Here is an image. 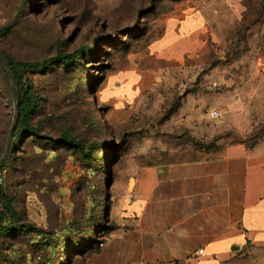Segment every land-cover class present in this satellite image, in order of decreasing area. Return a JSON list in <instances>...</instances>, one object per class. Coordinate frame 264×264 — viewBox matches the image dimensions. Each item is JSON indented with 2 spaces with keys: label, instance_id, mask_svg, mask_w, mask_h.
I'll return each mask as SVG.
<instances>
[{
  "label": "rangeland",
  "instance_id": "rangeland-1",
  "mask_svg": "<svg viewBox=\"0 0 264 264\" xmlns=\"http://www.w3.org/2000/svg\"><path fill=\"white\" fill-rule=\"evenodd\" d=\"M0 50L29 62L80 50L74 65L19 73L41 96L36 120L49 118L45 131L71 124L94 139L85 123L94 118L104 141L88 164L83 237L68 244L66 230L46 238L3 233L0 264H85V246L94 250L108 236L137 165L264 142V0H0ZM15 114L0 60V158ZM28 151L25 142L18 154ZM22 178L2 164L0 210ZM20 193L26 217L48 227L44 189L22 183Z\"/></svg>",
  "mask_w": 264,
  "mask_h": 264
},
{
  "label": "crops",
  "instance_id": "crops-1",
  "mask_svg": "<svg viewBox=\"0 0 264 264\" xmlns=\"http://www.w3.org/2000/svg\"><path fill=\"white\" fill-rule=\"evenodd\" d=\"M130 173L85 264H264V142Z\"/></svg>",
  "mask_w": 264,
  "mask_h": 264
},
{
  "label": "trees",
  "instance_id": "trees-1",
  "mask_svg": "<svg viewBox=\"0 0 264 264\" xmlns=\"http://www.w3.org/2000/svg\"><path fill=\"white\" fill-rule=\"evenodd\" d=\"M81 58L80 50H59L54 55L33 62L13 61L7 57L17 89V110L11 128L9 151L3 163L8 162L14 173H20L23 177L22 183L28 184L29 188L38 191L44 189L43 203L48 211V227L37 225L26 217L19 198L22 183L16 181L11 184L6 194L5 209L0 210V234L16 232L46 238V235L53 237L59 230H66V240L68 244H72L85 233L83 225L89 218L84 213L87 202L85 189L91 181V166L88 164L96 160L104 145L101 140L103 128L94 118H88L85 123L95 134L94 139L79 135L71 124L59 127L54 133L45 131L49 118L36 120V114L41 110V96L34 94V86L26 83L19 73L42 72L57 66H70ZM25 142L28 143L29 151L21 156L18 153ZM40 142L45 145L43 150L34 151V144ZM62 210L69 213H61ZM103 241H97L95 249ZM91 246H85V253L91 250ZM80 247L81 245L76 246L74 251ZM83 253L81 250L80 255Z\"/></svg>",
  "mask_w": 264,
  "mask_h": 264
},
{
  "label": "water",
  "instance_id": "water-1",
  "mask_svg": "<svg viewBox=\"0 0 264 264\" xmlns=\"http://www.w3.org/2000/svg\"><path fill=\"white\" fill-rule=\"evenodd\" d=\"M0 60L6 66L8 74L10 76L11 85H12V91H13V97H14V100H15V108L17 110V89H16V86H15V83H14L12 72H11L10 63H9L7 57L5 56V54L1 50H0ZM15 116H16V114H15ZM11 134H12V130H10V132L8 134V137H7V140H6V144H5V148H4L3 154H2V156L0 158V167L2 166L6 156L8 154L9 147H10Z\"/></svg>",
  "mask_w": 264,
  "mask_h": 264
},
{
  "label": "built area",
  "instance_id": "built-area-1",
  "mask_svg": "<svg viewBox=\"0 0 264 264\" xmlns=\"http://www.w3.org/2000/svg\"><path fill=\"white\" fill-rule=\"evenodd\" d=\"M217 115H218V112L217 111H213L211 113V116L212 117H216ZM0 181H1V179H0ZM100 245H103V243H100ZM202 252H203V249L198 250V253H202Z\"/></svg>",
  "mask_w": 264,
  "mask_h": 264
}]
</instances>
